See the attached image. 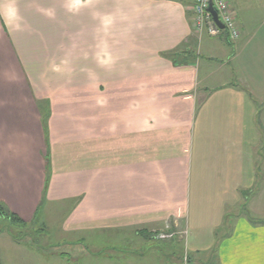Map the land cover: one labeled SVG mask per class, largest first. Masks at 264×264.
I'll list each match as a JSON object with an SVG mask.
<instances>
[{
    "label": "crops",
    "instance_id": "crops-1",
    "mask_svg": "<svg viewBox=\"0 0 264 264\" xmlns=\"http://www.w3.org/2000/svg\"><path fill=\"white\" fill-rule=\"evenodd\" d=\"M228 1L237 41L194 30V0L8 4L17 36H34L20 49L38 58L29 67L49 73L32 83L50 105L53 177L44 196L27 182L26 153L41 161L45 143L40 116L2 93L0 205L25 222L48 207L47 229L77 235L13 243L27 264H87L94 249L164 228L184 233L167 240L182 241L184 264H264V0ZM78 144L80 160L56 159Z\"/></svg>",
    "mask_w": 264,
    "mask_h": 264
},
{
    "label": "rangeland",
    "instance_id": "rangeland-1",
    "mask_svg": "<svg viewBox=\"0 0 264 264\" xmlns=\"http://www.w3.org/2000/svg\"><path fill=\"white\" fill-rule=\"evenodd\" d=\"M14 1L16 0H0V22L4 23L5 29V32L3 31L4 33L2 31L0 32V96L2 93L5 95L8 93L6 96L15 98L16 100L13 102H16L15 105H17L18 110H20L21 114L25 116H30L31 107H33L32 105H36V110L40 116L41 126L44 134L43 142L45 143L41 149V161L37 158L34 159L33 152L26 153V161L29 165L26 174L27 182L36 184L39 181L42 183L41 192L44 196V194L48 192V187L53 177V156L51 154L50 144L48 142L50 141V122L52 114L49 108V101L45 100V98L39 97L36 94L35 89L33 88V83H38L40 80H48L49 73L42 71L38 73V76H35V73H33V68L31 67V69L29 66H34V64L36 65L38 58H35V55H30L32 54V50H30L31 52L26 51V53L29 54L27 56H25L24 51H20L22 45L28 48H30V45H34V36H29L28 39L26 36H17V25H14V22L12 21H16V19H12L16 17V9L14 10L15 13H13L9 8L7 12L8 14H6L8 4L11 6ZM3 13L5 14L4 18ZM10 24L15 27L13 31H11L12 28ZM8 28L10 32L8 31ZM37 39H40L42 42L44 41L42 36H39ZM63 44L64 43H62V45ZM61 59H64V55L61 56ZM24 67L28 68L27 72H24ZM21 69H23V72H21ZM42 90L45 91L44 89ZM42 90H40V92H42ZM35 97H38L39 101L35 100ZM79 97H81V95H79ZM262 110L264 111V105L262 106ZM54 116L56 115L54 114ZM80 151L81 148L79 144L73 147L70 146L69 149L59 147L57 148L55 155L56 159L58 160L65 159L66 157L73 159L74 156L75 158L79 159ZM27 188H30V186H27ZM261 189H264V184L261 185ZM259 198H261L259 202L264 205V193ZM47 208L48 207L45 208L46 210H43V206L41 208L39 206L37 208L38 210L35 212L36 220L33 218L30 221H26L27 226L24 228L13 225L10 222H6L5 218L0 219V262L4 261L3 264H7L6 262H8V256L10 260L9 264H27L32 260V254H27L22 246H19L20 248L18 247L19 249L17 248L16 250V248H14L12 245L13 243L28 241L30 243L33 241L32 243L45 245L51 242H63L70 240L72 237L74 239L77 237V235H69L66 239V234H60L56 226H53L51 229H47L45 226L48 225V222L51 224V222L48 220L49 214L47 215L46 213L49 210H47ZM0 209H2L5 213L9 211L6 210L3 205H0ZM53 218L54 217H52V220ZM59 218L60 216H56V220H53V224L56 225V223L59 221ZM259 219H264V216L259 217ZM167 232H169L167 228H164L162 231H158L147 236H144V234H140L138 236L135 234H127L126 236L130 238L131 242L126 243L125 246H121L117 249L108 250L107 252L94 249L92 251L96 257L87 264L186 263V251L184 253L182 241L179 239L180 237L181 239L183 237V241L186 239L184 233L182 234L181 231H178L177 233ZM161 234H164L166 238L157 239ZM178 236L179 238L175 240L176 242L174 246H172L170 242H167V240H173ZM11 246L14 249H12ZM60 251H63V248L59 247L58 252ZM192 254L194 253L191 252L190 255L192 256ZM109 255L112 257L111 259H107V256ZM17 260H19V262Z\"/></svg>",
    "mask_w": 264,
    "mask_h": 264
},
{
    "label": "built area",
    "instance_id": "built-area-1",
    "mask_svg": "<svg viewBox=\"0 0 264 264\" xmlns=\"http://www.w3.org/2000/svg\"><path fill=\"white\" fill-rule=\"evenodd\" d=\"M211 5L218 14L224 28H220L210 11ZM192 27L198 33L205 32L211 38L227 37L231 41H237L241 37V31L228 0H194ZM166 238L161 234L157 239Z\"/></svg>",
    "mask_w": 264,
    "mask_h": 264
},
{
    "label": "trees",
    "instance_id": "trees-1",
    "mask_svg": "<svg viewBox=\"0 0 264 264\" xmlns=\"http://www.w3.org/2000/svg\"><path fill=\"white\" fill-rule=\"evenodd\" d=\"M5 218L11 224L24 228L27 226V222H25L21 217L13 214L11 212L5 213L2 209H0V219Z\"/></svg>",
    "mask_w": 264,
    "mask_h": 264
},
{
    "label": "water",
    "instance_id": "water-1",
    "mask_svg": "<svg viewBox=\"0 0 264 264\" xmlns=\"http://www.w3.org/2000/svg\"><path fill=\"white\" fill-rule=\"evenodd\" d=\"M210 11H211V13H212V15H213V18H214V20L216 21V23L218 24V26L220 27V28H224V26H223V24L220 22V20H219V18H218V14H217V12L214 10V8H213V6L211 5V7H210Z\"/></svg>",
    "mask_w": 264,
    "mask_h": 264
}]
</instances>
